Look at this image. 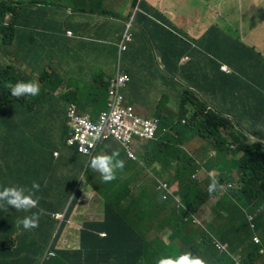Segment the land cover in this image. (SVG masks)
<instances>
[{
	"label": "trees",
	"instance_id": "trees-1",
	"mask_svg": "<svg viewBox=\"0 0 264 264\" xmlns=\"http://www.w3.org/2000/svg\"><path fill=\"white\" fill-rule=\"evenodd\" d=\"M153 2L154 0H143L141 2L142 11L162 19V15L153 11ZM22 9V7L15 6L12 0H0V24L4 23L8 17V26L10 24L14 30L23 19ZM106 14L111 15L110 13ZM137 15L139 18L147 20L154 32L157 31L160 35H169V31L163 25L156 23L154 19H147V16L144 17L140 13ZM182 32L190 35L189 31ZM214 33L225 35L217 26H212L208 35L203 33L199 39L190 37L182 38V40L190 47L193 44L199 46L203 45L204 38H210L209 36H214ZM229 36L225 37L226 40L223 42L225 51L221 55L218 56L221 51L215 54L211 51L214 57H208L204 52L201 56L207 59L215 69H220L223 63L229 64L233 73H230L232 75L224 74V77L231 86H233L234 78H238L239 75L242 77L243 74L255 77V79L258 78L264 83V56L255 50L256 47L250 48L243 41L242 47H247V51L242 48L239 56L237 43L241 39L238 33L234 37L232 31H230ZM210 41L213 40L210 38ZM4 42H12V37ZM250 51L251 58H249ZM248 59H252V65L247 63ZM194 61L191 57L189 65L194 67ZM255 65L261 66L262 71L255 70L253 68ZM197 67L200 70L202 66ZM243 68L245 69L243 70ZM198 69L197 79L201 81L203 78L206 81L208 78L201 74ZM11 70L12 66L9 65L0 71V108L9 112L10 107L8 106L9 103H12L13 106L20 108L24 114L30 115L23 119V130L20 127H14L13 124L16 122L12 120H8L7 124L3 125H11L6 127V131L11 138L13 135L17 147H20V152L23 153L29 144L35 148L42 145L48 152L51 165L47 169L48 177L45 185L23 184L21 193H18L20 188L12 186V199L0 192V264H38L43 254L44 259L48 257L47 247L50 245L51 239H53L51 248L56 252L54 257L62 261L55 263L96 264L95 260L98 257L128 261L138 259L140 260L138 264L140 262L145 264L146 261L147 264H150L154 260L153 250L156 244L161 241L160 231L167 222L172 220L173 213L177 208L175 206L179 205V199L184 205L181 208H188L191 211L197 210L211 200L214 202L216 210L212 224L203 227L191 223L183 231L179 230L175 236L168 233L163 239L164 243L175 247L181 246L185 252L182 258L188 262L195 254L197 255L196 250L202 251L205 246H212L215 237L222 235L224 230H227L231 222L235 220V217L237 225L241 227L246 211L249 213L252 211L254 218H260L264 215V146L255 143L246 144L247 138L236 129L233 123L224 116L218 115L207 105L209 103L213 106L217 105L208 91H200L207 100L205 101L185 88L182 89V95L179 94L176 97L181 98L175 99L179 107L177 120L165 117L161 112L164 105L159 106L161 111L158 112V117L163 120L161 122L162 129L159 130L153 140L142 146V155L139 156L140 162L143 163L142 166H138V169L135 162L130 158L132 162L125 158L127 156L125 152L112 147L110 152L107 150L109 155L106 167L88 186H78L79 191L74 194L73 201L67 206V198H64L62 202L55 197L59 184H64L66 181L61 178L55 166L58 167L61 164V160L69 147V139L54 127V124L46 121L45 112L36 101L35 96L31 97L33 98L32 102L27 101L28 90L32 85L31 79L27 77L23 85H13L15 81L13 73L11 75ZM43 74L45 78L51 76L49 78L51 80L52 75H48L46 72ZM251 83L262 90L264 89V85L261 83ZM246 85L250 88L252 86ZM252 90L257 95V108L248 105L252 102L250 101L247 102L246 106L241 107V110L246 116L251 115L256 119L264 120V95L254 89ZM42 91L47 93L44 89ZM247 92L252 93L243 87H241V94L233 89L226 91L224 102L228 104L232 101L227 94H234L236 101H238L239 99L242 100V95ZM172 93L164 94L162 99L168 100L170 96H173ZM212 94L216 97L219 96L217 92ZM164 103L166 101L162 102V104ZM221 111L226 113L222 109ZM38 116L42 117L43 121H39ZM68 128L66 126L61 131ZM28 134H31L30 138H27ZM199 138L210 142L218 152L217 157L206 163V168L209 171L205 173L203 180L196 177L197 172L202 167L194 157L187 153V150H191ZM34 142L37 143V146H33ZM234 154L243 155V158L239 162H237L238 160L235 162V167L237 163L236 168H226V163L234 164V160L231 159ZM8 158L12 160V154L0 160V178L7 173L12 174V165H5ZM173 162H179V164L173 166ZM130 166H132V175L129 176L126 185L122 187L119 185L118 188L117 182L121 180L125 170ZM217 167H220L219 178L216 177L215 168ZM145 171L153 174L151 180L146 184L137 185L138 182H142L143 179L139 180V177L141 174L144 175ZM37 174L39 175L40 172L38 171ZM235 174L240 175L242 179L239 187L232 186L237 183ZM165 175L169 176V179H165ZM68 177L76 185L72 169L69 171ZM105 177L111 183L106 184L109 181ZM161 179L169 181L178 197L163 198L170 203V206H165L163 203H153L149 196L154 186H158V180ZM22 183L29 182L25 176L21 177L13 172L12 185H22ZM223 185L227 186L224 196L222 195ZM78 193H81L83 202L79 204L77 210L76 204L80 199L77 196ZM29 197L34 198L38 204L30 209L29 219L26 220L27 217L24 212L28 208L27 198ZM64 205L67 206L65 211L67 214L60 222L54 214L62 212L65 208ZM48 209L51 213L47 211ZM76 212L81 220L73 218ZM87 215L89 219L86 218ZM32 221L36 223L34 229L29 226ZM222 225L224 228L220 229ZM60 229H64L65 232L70 230L67 235L61 234L60 247H56ZM100 232H105L106 236H100ZM15 233L18 234L16 239L13 237L8 239L10 234L13 236ZM250 236L251 239L245 248L247 254L240 258V263L264 264V226L261 235H257L261 245L254 243V234ZM97 242L99 243L94 245ZM8 243L10 246L6 247ZM261 249L263 253H260ZM212 261L214 264H233L226 253L213 256Z\"/></svg>",
	"mask_w": 264,
	"mask_h": 264
},
{
	"label": "crops",
	"instance_id": "crops-1",
	"mask_svg": "<svg viewBox=\"0 0 264 264\" xmlns=\"http://www.w3.org/2000/svg\"><path fill=\"white\" fill-rule=\"evenodd\" d=\"M134 1L128 4L126 1L119 3L117 0H111L107 4L106 0H15L17 3H24L26 8L23 10V19L14 30L10 24L8 27L0 25V39L6 40L12 37V42L0 44V69L16 63L17 68L30 69V72H35L38 75L41 72L52 74L69 67L71 59L74 58L73 63L80 74L72 77L71 85H65L62 82L60 88L53 90L55 93L54 96L50 97V102L55 113V119L48 111L45 112L46 121L54 124V127L58 128L59 131L65 125L67 126V109H74L76 113L79 111V113L88 114L93 120H96L106 108L109 86L120 70L127 73L131 79L122 94L125 101L134 106L139 116L144 114V117H151L162 110L161 112L167 118L177 119L179 107L175 99H180L181 97H176L179 94L182 95V89L187 87L194 94H196L195 92L200 93L201 90L208 91L217 104L215 105L217 110L223 114L230 113L228 115L234 117L233 119L239 122L240 126V122L245 123L251 129L257 130L260 136L264 135V128L261 127L264 120L256 119L251 115L246 116L241 110V107L246 106L247 102L250 101L252 102L248 105L257 108V95L252 89L258 91L252 86L251 88L248 87L246 84L251 85V83L240 75L238 78H234L233 86H231L224 74H232L223 71L221 68H213L211 63L201 56L203 51L211 57H214L211 51L214 54L221 51L218 56L221 55L225 51V45H223L226 40L225 36L214 33V36L211 37L213 41L206 37L202 41L203 45L196 46L197 44H193L191 47L182 40V38L190 37L199 39L204 30L207 29L208 31L212 26H217L223 32L224 28L209 18L211 13L209 3L217 0H154L152 6L155 8L154 11L160 14L164 13L168 26L175 30L171 34L169 32V35H160L150 28L146 20L135 17L134 42L127 52L120 53L118 44L124 33ZM234 1L238 3L242 12L233 18V23L227 28V32L232 31L234 37L238 33L241 39L237 43L238 55H241L242 48L247 51V47H242L243 41L250 48L256 47V51H260L259 53L264 56V50L258 49V43L264 37L258 35L259 39L255 33L264 23V0H253V3L245 7L242 4L243 0ZM254 8L256 12L252 11ZM122 12L127 13L121 14V16L113 14ZM39 23H45L43 31H39ZM68 31H71L72 35H68ZM182 31H189L190 35L188 36ZM17 36H19L18 40ZM166 36L167 38H165ZM184 57H188L185 62L192 57L195 60V66L189 65V62L183 64L181 59ZM251 57L250 51L249 58ZM253 57L255 58V56ZM247 63L252 65V59H248ZM200 65L202 67L199 70L197 66ZM223 65L228 64L223 63ZM196 68L208 78L206 81L203 78L201 81L197 79ZM165 77L179 87L176 85L168 87L170 83ZM73 85L76 88H73ZM241 87L254 94L247 92L242 95L240 101H236L234 94H227L232 101L225 104L226 91L233 89L241 94ZM83 88L87 89L91 100L80 103L77 96L78 94L81 95L80 90ZM68 89L71 90V95H68ZM215 92L219 93L218 97L212 94ZM165 93H172L173 96H170L168 100H163L162 97ZM200 95L202 96L201 93ZM62 96L64 97L63 101L61 100ZM202 98L205 100L203 96ZM164 101L166 103L162 104ZM161 105L164 106L160 110L159 106ZM221 109L226 113L222 112ZM241 128L245 133L256 136L244 126ZM68 132L69 129H67ZM169 132L173 133L172 131ZM256 138L264 139L262 137ZM144 144L142 143L141 146L138 144L139 149L136 152H139L140 148L143 149ZM29 145L31 146V144ZM112 147L125 152L123 147L113 141L104 144L98 151L107 158L109 155L107 150L110 152ZM15 149L20 151V147H15ZM23 153H25V149ZM187 153L194 157L202 167L201 173L204 175L209 171L206 168V163L218 156L217 150L211 143L202 140V138H199L195 146L191 150H187ZM125 158L130 160L128 155ZM242 158L243 155L234 154L231 158L234 160V164L226 163V168H236L237 163L235 167V162L237 160L239 162ZM73 159L76 166V176L80 178L87 158L74 150ZM130 162L132 161L130 160ZM178 164L179 162L172 163L173 166ZM135 165L138 168V165ZM131 169L132 166L125 170L121 180L117 182L118 185L122 187L127 184L129 176L133 173ZM215 169L216 172L220 171V168ZM141 178H143V174L139 180ZM93 180L91 177L88 185ZM95 263L127 264V261L97 257Z\"/></svg>",
	"mask_w": 264,
	"mask_h": 264
},
{
	"label": "rangeland",
	"instance_id": "rangeland-1",
	"mask_svg": "<svg viewBox=\"0 0 264 264\" xmlns=\"http://www.w3.org/2000/svg\"><path fill=\"white\" fill-rule=\"evenodd\" d=\"M117 1L119 3L126 1L128 4H131V2L133 0H117ZM233 1L234 0H229V1L217 0V1H212L211 3H209V7L211 10V13L209 14V18L212 19L214 22H216L221 28L230 27V25L233 23V18H235L241 10L238 3H237L235 5L234 9L229 12V5ZM110 2H111V0H106L107 4H109ZM251 3H253V0H243L242 1L243 7L248 6ZM249 8H251V6H249ZM252 11L256 12V9L254 8V9H252ZM100 12L103 13V11H100ZM127 12H129V11H127ZM127 12L113 13V14L121 16V14L124 15ZM255 33L257 34V36L259 35L260 37H264V23L260 26L259 29H257L255 31ZM259 36H258V38H259ZM263 40H264V38H263ZM263 40H260L261 42L258 43V45H259L258 49L259 50H264V41ZM255 50H257V49H255ZM208 57H211V55L208 54ZM73 60H74V58L71 59V62H70L71 65L69 67H67L66 69L53 72L51 74L52 75L51 80H49V78L51 76H49L45 80H42L36 74L32 75L31 77H34V82H33V86L28 90L27 101L32 102L33 98H31V97L35 96L36 101H38V104L41 106V108L44 110V112H46V111L53 112V110L51 108V104H50L49 100L47 99L50 96L52 84L55 86V87H53L55 89L60 88L62 82H64L65 85H68V84L71 85L72 84V77L74 75L80 74L77 71L78 68H76V66L73 63ZM241 63H242V61H241ZM12 66L16 67L17 65H16V63H12ZM228 68L231 69L229 66H228ZM253 68L255 70H258V71L263 69L261 66L259 67V65H255ZM244 69L245 68H243V70ZM25 71H26V73H28V72H30V69H27ZM23 72H24V70L21 69L19 74H22ZM232 72L233 71L231 69L230 73H232ZM175 75L178 76L177 74H175ZM242 77H243V79H246L250 83L251 82L258 83V84L261 83L264 85V83L259 81L258 78L255 79V77H249L245 74H243ZM165 78L170 83V85L168 87L176 85L172 80H169L167 77H165ZM251 85L259 93H261V95H264V89L262 90L257 85H254L252 83H251ZM84 86H86V85L84 84ZM72 87L76 88L75 85H73ZM42 89L46 90L47 93L42 91ZM80 92H81V95L78 94V96H77V99L80 103L81 102H87V101L91 100L90 99L91 97L88 96V91L86 88L81 89ZM71 94H72L71 90L68 89V95H71ZM166 94L167 93H165V95ZM39 95H42V96L38 97ZM63 99H64V97L61 98L62 101H63ZM8 107H10L9 112L2 110V108H0V160L4 159L9 154H12V160L8 158V160L5 163V165H7V166L12 165V174L7 173L0 178V192L5 193L7 196H10L8 198L12 199V197H13L12 186H16V187L20 188L18 190V193H21L23 184H29V185H33V186L45 185L47 183V180L45 178L48 177L47 176V169H48V166L51 165V162L49 160V155H48L47 150H45L42 147V145L38 148H35V147L28 145L27 148L25 149V153H22L20 151L18 152L15 149V147H17V144L15 143V141L13 139V135L11 138L9 136V133L6 131V127L11 126V125L7 126V125H3V124H7L8 120H12V121L16 122L15 124H13L14 127H20L23 130L24 129V127L22 125L23 119L28 118V116L30 114H27V115L24 114L20 110V108L13 106L12 103H9ZM80 114H85V113L80 112ZM11 116H12V118H11ZM141 116H145V115L142 114ZM177 116H178V114H177ZM44 117H45V114H44ZM38 120L43 121V118L38 116ZM240 123H241V126L245 127V129L249 130L253 134H256V136H250V135H247L245 133H242V135L245 138H247V140H248V141H246L247 144H250V143L253 144V143L260 142L259 139H257L256 137L264 138V135L260 136L259 133L257 132V130L251 129L245 123H242V122H240ZM16 125H18V126H16ZM161 126H162V124H161ZM261 127L264 128V123H261ZM30 137H31V134H28L27 138H30ZM38 138L40 139V136H38ZM34 146H37L36 142H34ZM132 148L136 151L139 149V146L137 143H134L132 145ZM138 153L142 155V149L141 148H140ZM99 157L102 160H104L106 158L103 156L102 153H100ZM20 162H22V163L20 164ZM135 162L137 163V165L141 164L139 161H135ZM55 168L57 169L58 167L55 166ZM67 168H68L67 165H63L61 167V169L59 170L60 173L65 177V180H66V177L68 175L67 171H66ZM38 171L40 172L39 175L37 174ZM13 172L17 173L21 177L25 176L26 180L29 183H22V185H12ZM203 175H204L203 173H200L199 176L203 177ZM152 176H153V174L151 172L145 171L144 175H143L142 182L141 181L138 182L137 185H140V184L142 185L143 183H145V184L148 183L151 180ZM165 179H169V176L165 175ZM161 180L163 181V179H161ZM239 180L240 179L238 178L237 181H239ZM165 181H167V180H165ZM54 184L57 185L56 183H54ZM59 187L60 188L65 187V193H69L70 196L68 198V196H65L68 194H65L64 192H62L61 194L56 196V199H59V201H62L64 198H68V202L70 203L71 195L75 194V192H73L75 190V188H73V190H72L71 189L72 186L71 187L66 186L65 183L59 184ZM155 187L156 186H154L152 192L149 194V196L153 200V203H156V204L163 203L165 206H170V203L166 202L163 199L164 198L163 190L159 189L157 187H156L157 189H155ZM226 187H227L226 185H223V189H222L223 190V192H222L223 196L226 193ZM136 191H137V189L135 190V192ZM27 202L29 203L28 208L24 212L26 217H27L26 220L29 219L28 216L30 214V209L33 206H37V204H38L37 201L31 197L27 198ZM214 207H215V205L212 202H209L208 207H205L206 208L205 211H207L209 214H211V211L215 210ZM175 212L185 214L186 210L177 206ZM73 218L77 220L78 216L73 215ZM86 218L89 219V216L87 215ZM211 219H212V217H210L209 219H206V220H202V219L198 218V221L200 223H203L204 221H210ZM251 225H254V227H252ZM29 226L30 227L32 226L31 229H34L36 227V223L34 221H32V223ZM186 226H187L186 222L178 223L176 221H171L169 228L163 227L164 229L162 228L160 232L165 233V232H168L169 229H173V228L184 230L186 228ZM263 226H264V215L261 216L260 218L259 217L253 218L252 211H251V213L246 211V214L242 220L241 227H240V225H237L236 217H235V220L233 221V227L230 228L231 231H228V234L226 235V237L220 236V241L227 242L229 247H230V250L234 254L242 253L245 250L246 245L249 243V241L251 239L250 235L255 234V233H256V235H261ZM69 230L70 229H68V232H69ZM16 231H17V228H16ZM236 231L239 233H236ZM68 232H65L64 229H60L58 231V239H57L56 247H60L61 234L64 233V235H67ZM232 233L234 235H232ZM10 237H13L14 239H16L18 237V234L15 233L13 236H12V234H10L8 239H10ZM234 239H235V241H234ZM236 241L237 242L239 241L240 243H237ZM233 242L235 243V245H233L234 244ZM236 243H237V245H236ZM165 245L166 244L163 241L159 242V246H165ZM9 246H10V243H8L6 245V247H9ZM211 247L214 250L213 256L220 254L216 251V249L219 250V248L217 246H215L216 249L213 247V245ZM179 249H181V246L177 247V251H179ZM50 257H53V258H50ZM56 261L62 262L60 260H57V258L54 256H48L47 258L44 259V254H43L40 257L38 264H59V263H55ZM207 261H209V259H206L204 261V263H202V264H205ZM233 261H234V263H236V262H238V259L235 258V260H233ZM156 263H157V260H154L150 264H156ZM29 264H33V263H29ZM65 264H68V263H65Z\"/></svg>",
	"mask_w": 264,
	"mask_h": 264
},
{
	"label": "clouds",
	"instance_id": "clouds-1",
	"mask_svg": "<svg viewBox=\"0 0 264 264\" xmlns=\"http://www.w3.org/2000/svg\"><path fill=\"white\" fill-rule=\"evenodd\" d=\"M142 1L143 0H135L134 2H136V3L135 4L134 3L132 4V11H130V15H129L128 19H127L124 33H123L122 38H121V40H120V42L118 44V51L120 53L127 52L129 50L130 45L134 42L133 27L136 25L135 17H138V15H137L138 13H140L144 17L147 16V19H154V21L156 23L163 25L170 33H173V31L175 30V29L170 28L168 26V23L166 22V16L164 15V13H161L160 14V13L154 11L155 8H152L155 13H157L158 15H162L163 16L162 19H158V18L155 17L156 15L147 14L146 11H142V9H141V2ZM224 1H229V0H224ZM12 3L15 6H17V7H22L23 8L22 10H24L26 8V5L24 3H17V2H15V0H12ZM236 4H237V2L236 1H233L229 5V12L234 9V7H235ZM241 12L242 11L240 10L239 14H241ZM0 25H5L6 27H8V17L6 18L5 22L4 23H1ZM38 27H39V31H43L44 30V27H45V23H39L38 24ZM150 28L152 29L151 25H150ZM227 28L228 27H225L224 30H223V32L225 33V35H224L225 37L228 36V34L230 35V31L227 32ZM209 30L207 31V29H205L204 30V33L206 35H208ZM67 34L68 35H72V32L71 31H68ZM209 37L211 38L212 35L209 36ZM4 41H5V39L4 38H1L0 39V44H3ZM124 46H125V48H123ZM187 59H188V57H184V58L181 59V61L183 62V64H186V63H188V62L191 61V59H190L187 62H185ZM10 65L12 66V64H10ZM7 66H9V65H7ZM225 66L228 67L229 65H225ZM20 70L21 69L12 66V70L10 72H11V75L13 73V79L15 81L13 85H16V84L18 86L23 85V83L25 81V78L29 77L31 79V81H32V85H31V87H32L33 86V82H34V77H31V76L34 75V74H36V73L35 72H33V73L32 72L26 73V71L24 70V72L22 74H19L20 73ZM0 71H1V69H0ZM43 73L44 72H41L39 75L38 74H36V75L40 79L45 80L46 78L44 77V74ZM227 73H230V72H227ZM47 74L48 75H51L49 73H47ZM130 80H131L130 79V76L127 73L118 70L117 74L112 79L111 84H110L109 89H108V92H107V94H108V103L106 105V108L99 114V116H98V118L96 120H93L88 114H80L78 111L76 113V111L74 109H70L67 112V126L69 127L68 128L69 129V132L67 133V130L60 131V132H62L63 134H65L69 138V140H68L69 141V147H68V150L65 152V154L63 156V159L61 160V164L58 166V168L56 169V171L59 173V175L61 176V178L63 180H65V177L59 171L61 169V167L63 165H67L68 166V168L66 169L67 174L69 173V171L71 169L73 170L74 175H75V179H76V185H74L70 181L68 175L66 177L65 185L66 186H69V187L72 186V188H71L72 190H73V188H75V190H74L75 193H77V191H79V187L78 186H82V185H87L88 186V182H89L90 178L92 177L93 179H95L98 176V174L100 172H102V170L106 167L107 158H105L104 160H102L99 157L100 152L98 150H99V148L102 147V145H104V144H106L108 142H112L113 141V142L118 143L121 147H123L128 156H129V154L127 152V149L124 146H122L119 142H117L116 140H114V139H109V140H106L104 142L99 143L95 149H92V150L89 149L87 146H84L82 143H80L79 140L76 138L75 122L74 121H76L78 119L85 118V119H88L90 122L98 123L100 121L101 116L104 113H109L111 111V109L114 108L113 106L119 107L121 109H127L128 107H131L133 109V111H134V114H136V116H138L139 118H142V119H157L158 120V123H159L158 132H159V130L162 129L161 122L163 120L158 117L159 116L158 113L156 115L151 116V117L139 116L136 113V109L134 108V106L131 105V104H129V103H127L125 101V97L123 96L122 91L128 86V84L130 83ZM53 87H55V86L52 84L50 96H49V98H47L49 100V102H50V97L54 96V93H55L53 91L55 88H53ZM185 88L187 90L193 92L191 89H189L187 87H185ZM195 93H196L195 95H197V96H199V98L203 99L199 92L198 93L195 92ZM50 104H51V102H50ZM207 105L210 108H212L218 115H221V116H224V117L225 116L232 117L231 115L221 113L219 110H217L218 108L215 107V105L212 106L210 103L207 104ZM71 111H74V117H72L70 115ZM49 113L55 119V117H54L55 116L54 111L53 112H49ZM188 116H190V114H188ZM177 118H179V108H178V116H177ZM225 118H227V117H225ZM232 118H234V117H232ZM227 119H229V118H227ZM126 120H128V119H120V121L122 123L124 121H126ZM172 120H174V119H172ZM175 120H177V119H175ZM183 123H185L184 120H183ZM237 123H238L240 129H238L233 124L236 127V129L238 131H240L241 133H245L243 131V129L241 128L239 122H237ZM65 127H66V125H65ZM167 130H168V127H167ZM245 134H247V133H245ZM247 135H250V134H247ZM148 141H150V140H141L139 138H134L133 139L132 143L130 144V149L136 155V160H133L132 158H130L133 162H135V161H139L140 162L139 156H141V154H139L138 152H136L132 148V145L134 143H137V144H140V146H141L142 143H147ZM259 141H260V143H255V144H260V145L264 146V139H262V140L259 139ZM246 144H247V142H246ZM248 145H251V144H248ZM74 150H76L78 153L84 155L87 158V163H86V165H85V167H84V169L82 171V174H81L80 178H77V176H76V171H75L76 170V166H75L74 159H73V151ZM140 163L141 164H138V166H142L143 163L142 162H140ZM135 164H137V163L135 162ZM217 168H220V167H217ZM201 171H202V169L197 172V174H196V177L197 178L200 177L199 175H200ZM235 175H236L235 176V180L237 181L238 178L240 180L237 181V183L236 184H233L232 186L233 187H239V184L242 181V179H241L240 175H238V174H235ZM216 177L217 178L220 177V171H218L216 173ZM199 179L200 180H203L204 179V175H203V177H200ZM158 183H159V185L157 186V188L163 190L164 198L165 199H167L170 196H174L175 198H178L176 196V193H175V190H174L173 186L169 183L168 180L165 181V182L162 181V180H158ZM62 192L65 193V187L64 188L63 187L62 188L58 187V190H57V193H56L55 197L57 195L61 194ZM65 194H68L69 195V193H65ZM80 194L81 193H78V195H77L78 197H80V199L78 200V203L76 204L77 205V210L79 208V204L83 202V197ZM73 196H74V194L71 195L70 202L72 201ZM68 198H69V196H68ZM68 198H67V203H66L67 206H69V204H70L68 202ZM209 202H212L214 204V202L210 200V201L206 202L204 205H202L201 207H199L195 211H191L188 208H184L186 210V213L185 214H181V213H178V212H174L171 221H176L178 223L186 222L187 226H189L191 223H196V224H199V225H201L203 227H207L208 225H210V224L213 223V221L215 219V216H216V210L211 211V214H209L207 211H205V209H206L205 207H208ZM178 204H179L178 207L184 206L180 199L178 201ZM67 206H65V208H64V210L62 212H59V213H55L54 214L55 218L58 219L60 222L63 221V219H64V215H65V211H66ZM214 209H215V207H214ZM74 215L77 216V212ZM210 217H212V219L210 221H204L203 223H200L198 221V218L199 219H202V220H206V219H209ZM253 218H254V216H253ZM77 220H81V219L78 218ZM171 221L167 222L164 227L169 228V226L171 224ZM251 226L254 227V225H251ZM231 227H233V222H231L229 228L227 230H224V233L222 235H220V236L226 237V235L228 234V231H231L230 230ZM222 228H224L223 225L221 226L220 229H222ZM179 230L180 231H183L182 229H169L168 232L161 233L160 234L161 241H163V239H164V237H165L166 234L170 233L172 236H175L176 233ZM232 235H234V234L232 233ZM100 236L104 237V236H106V233L105 232H100ZM220 236L219 237H215L214 243L212 244L213 247L216 249L215 246H217L219 248V250L216 249V251L218 253H220V254L221 253L222 254L226 253L228 255V257L232 261L235 260V258L238 259V262L239 263L236 262V264H241L240 263V258L242 256H244V255L247 254L246 250H244L242 253L234 254L230 250V247H229V245H228L227 242L220 241ZM253 241H254V243L258 244V243H260V238L256 234H254ZM52 242H53V239L50 240V245L47 247V254H48V256H55L56 255L55 250H53L51 248ZM165 244H166L165 246H159V243H157L156 246H155V248H154V250H153V252H154V254H153L154 260H157V263L156 264H202V263H204V261L206 259H209V261H207L205 264H214L213 261H212L213 260L212 257H213L214 250H213V248L211 246L210 247L205 246L202 251L196 250L197 251L196 252L197 255L195 254L194 257L191 258L187 262V261H185L182 258L183 255H184V253H185L182 247H181V249H179V251H177V247L172 246V245L167 244V243H165ZM261 253H263L262 250H261ZM125 261H127V264H138V262L140 260L137 259V260H133V261H128V260H125ZM141 263L142 262H140V264ZM145 264H147V261L145 262ZM233 264H235L234 261H233Z\"/></svg>",
	"mask_w": 264,
	"mask_h": 264
},
{
	"label": "built area",
	"instance_id": "built-area-1",
	"mask_svg": "<svg viewBox=\"0 0 264 264\" xmlns=\"http://www.w3.org/2000/svg\"><path fill=\"white\" fill-rule=\"evenodd\" d=\"M221 69L230 72V69L225 65H222ZM113 107L109 113H104L101 116L98 123L90 122L85 118L74 121L76 138L91 150L101 142L114 139L127 149L130 158L136 160V155L130 149V144L134 138L153 140L158 132V120L139 118L131 107L127 109ZM70 115L74 117V111H71ZM120 119L128 120L122 123Z\"/></svg>",
	"mask_w": 264,
	"mask_h": 264
},
{
	"label": "bare ground",
	"instance_id": "bare-ground-1",
	"mask_svg": "<svg viewBox=\"0 0 264 264\" xmlns=\"http://www.w3.org/2000/svg\"><path fill=\"white\" fill-rule=\"evenodd\" d=\"M120 19V18H119ZM122 19V18H121ZM24 24V23H23ZM252 29V28H251ZM250 30V29H249ZM16 38V37H15ZM18 38H19V36H17V40H18ZM11 45V44H10ZM18 45V44H17ZM7 46V45H6ZM16 46V45H15ZM6 48V47H5ZM124 53V52H123ZM231 70V69H230ZM233 71V70H232ZM233 73V72H232ZM71 104V103H70ZM75 104V103H74ZM72 107V106H71ZM69 108V107H68ZM68 111H69V109H67ZM79 112V111H78ZM69 139V138H68ZM103 146V145H102ZM58 152H60L59 150H58ZM53 154H54V152H53ZM54 156V155H53ZM60 157V156H59ZM58 157V158H59ZM57 159V158H56ZM71 175V174H70ZM45 179H47V178H45ZM105 179H106V177H105ZM104 179V180H105ZM98 180V179H97ZM107 180V179H106ZM105 180V181H106ZM99 181V180H98ZM107 181H109V180H107ZM109 184V183H111L110 181L109 182H106V184ZM106 184H104V185H106ZM116 184V183H115ZM121 184V183H120ZM122 185V184H121ZM159 185V184H158ZM108 186V185H107ZM110 186V185H109ZM156 186V185H155ZM106 187V186H105ZM114 187V186H113ZM120 186L118 185V188H119ZM109 188V187H108ZM155 189H157L156 187H155ZM154 189V190H155ZM121 190V189H120ZM112 191V190H111ZM72 192V191H71ZM74 192V191H73ZM78 192V191H77ZM71 194V193H70ZM105 194V193H104ZM111 195V194H110ZM65 196H68V195H65ZM70 196V195H69ZM112 196V195H111ZM73 198H74V196H73ZM169 198V197H168ZM31 200V199H30ZM73 201V200H72ZM34 202V201H33ZM65 206V205H64ZM110 206H112V205H110ZM175 207H177V206H175ZM112 209V208H111ZM63 210V209H62ZM191 210V209H190ZM48 212H50L49 211V209L47 210ZM60 211H61V209H60ZM127 211H129V210H127ZM55 212V211H54ZM57 212V211H56ZM51 213V212H50ZM67 214V213H66ZM66 214H65V216H66ZM106 217V216H105ZM68 218V217H67ZM171 218V217H170ZM105 220V219H104ZM31 222V221H30ZM174 229V228H173ZM80 238V237H79ZM82 238V237H81ZM237 240V239H236ZM234 241H235V239H234ZM237 242V241H236ZM234 243V242H233ZM237 243H240L239 241L237 242ZM237 243H236V245H237ZM260 244V243H259ZM233 245H235V243L233 244ZM261 245V244H260ZM53 247H55V246H53ZM234 247V246H233ZM254 247H255V245H254ZM72 248V247H71ZM263 248V247H262ZM4 249V248H3ZM70 249V248H69ZM198 249V248H197ZM262 250V249H261ZM259 251V250H258ZM261 253V252H260ZM50 258H53V257H50ZM236 264V263H235Z\"/></svg>",
	"mask_w": 264,
	"mask_h": 264
},
{
	"label": "water",
	"instance_id": "water-1",
	"mask_svg": "<svg viewBox=\"0 0 264 264\" xmlns=\"http://www.w3.org/2000/svg\"><path fill=\"white\" fill-rule=\"evenodd\" d=\"M225 117L229 118V119L233 122V124H234L238 129H240L238 123H237L232 117H230V116H225ZM258 143H260V142H258Z\"/></svg>",
	"mask_w": 264,
	"mask_h": 264
}]
</instances>
